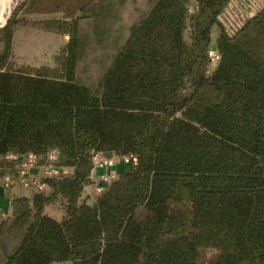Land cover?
<instances>
[{
  "label": "trees",
  "instance_id": "trees-1",
  "mask_svg": "<svg viewBox=\"0 0 264 264\" xmlns=\"http://www.w3.org/2000/svg\"><path fill=\"white\" fill-rule=\"evenodd\" d=\"M124 2L17 8L68 34L54 64L6 63L14 19L0 31V194L20 163L9 152L56 147L73 168L12 197L0 264H201L202 248L216 250L208 264H264V2L235 28L228 0H144L129 21ZM104 44L97 86L81 81L89 46ZM93 151L137 162L88 203ZM56 202L60 218L46 211Z\"/></svg>",
  "mask_w": 264,
  "mask_h": 264
},
{
  "label": "rangeland",
  "instance_id": "rangeland-1",
  "mask_svg": "<svg viewBox=\"0 0 264 264\" xmlns=\"http://www.w3.org/2000/svg\"><path fill=\"white\" fill-rule=\"evenodd\" d=\"M27 0H14L15 3L12 4L11 8L6 14V23H0V31L8 23L10 19H14L13 24V33L11 37V44L9 54L6 56V63H11L14 67H18L25 64L30 65H41V64H54V55L57 53L58 49L67 43L69 36L67 33H62L59 31L51 30L48 27V24L43 23V16L40 13H34L33 11H27L24 8L18 9L23 5ZM122 16L124 21H129L134 19L139 13V9L145 7L144 0H124ZM264 0H228L225 10L222 14V20L227 27L235 28L239 26L248 16L253 14V12L258 9ZM121 7V8H122ZM53 12H50L51 14ZM15 16V17H14ZM88 20H83L82 26L89 28ZM3 24V25H2ZM2 25V26H1ZM217 37V30L213 33V42ZM105 43V41L103 42ZM214 45V44H212ZM90 45L88 48V55H86L85 62L89 61L90 68H87V65L84 64L81 67V72L79 78L81 81L97 86L98 77L100 75L99 71L103 68L102 63L99 61V57H103L104 61L108 59L105 58L107 53L101 54L97 51L107 50V45H98L97 48H91ZM97 49V50H94ZM111 49V48H108ZM6 54L4 49V44L0 41V60L1 55ZM98 56V57H96ZM88 57V60H87ZM214 62V60H213ZM214 66V63H212ZM118 163V161H117ZM120 163V161H119ZM118 163V166L120 165ZM117 166V164H116ZM120 168L123 167L120 165ZM18 169L19 164L10 168L14 179H18ZM9 170V169H8ZM122 172V171H121ZM120 172V173H121ZM1 181V180H0ZM91 180L89 186L87 185L82 192L81 200H85L88 203H92L96 194L99 193L95 190L94 183L91 185ZM21 185V184H20ZM22 186V185H21ZM27 186V185H26ZM26 186H23L27 188ZM17 187H19L17 185ZM93 188V189H92ZM30 189L35 190L33 185L30 186ZM46 211L54 217L60 218L62 215L61 203L56 202L46 206ZM216 255V250L211 248H202L199 255V262L201 264H208ZM53 264H71L70 261L64 262H54Z\"/></svg>",
  "mask_w": 264,
  "mask_h": 264
},
{
  "label": "built area",
  "instance_id": "built-area-1",
  "mask_svg": "<svg viewBox=\"0 0 264 264\" xmlns=\"http://www.w3.org/2000/svg\"><path fill=\"white\" fill-rule=\"evenodd\" d=\"M209 54L212 61L218 60L219 54L216 50H211ZM5 157L20 161L17 171V181L14 179V176L10 174L6 175L2 182L5 188L11 186L12 183H20L23 186L27 185L26 187L33 185L36 190L44 191L48 188L44 178H57L73 172V168L56 163L62 157L60 150L56 147L50 148L45 156L31 152L25 155L9 152ZM43 160L45 161L43 162ZM92 161L93 167L90 173L91 184L94 183L95 190L100 192L104 189L105 184L120 175L118 172L120 165L123 167H126V165H134L137 162V157L135 154L119 156L111 151H93ZM117 161L118 163L120 161L119 166Z\"/></svg>",
  "mask_w": 264,
  "mask_h": 264
},
{
  "label": "crops",
  "instance_id": "crops-1",
  "mask_svg": "<svg viewBox=\"0 0 264 264\" xmlns=\"http://www.w3.org/2000/svg\"><path fill=\"white\" fill-rule=\"evenodd\" d=\"M124 169H125V167H123L121 169L120 166H119L118 167V172L120 173ZM17 185L19 187H17ZM88 186H89V184H88ZM35 190L30 189V187L25 188V187H23V185L21 186L20 183H12L11 189H10V194H8V193L0 194V217L1 216H5L6 214H9L11 212L10 204H11V199H12V197L14 195H20V194L30 195Z\"/></svg>",
  "mask_w": 264,
  "mask_h": 264
},
{
  "label": "bare ground",
  "instance_id": "bare-ground-1",
  "mask_svg": "<svg viewBox=\"0 0 264 264\" xmlns=\"http://www.w3.org/2000/svg\"><path fill=\"white\" fill-rule=\"evenodd\" d=\"M13 3H15L14 0H0V23H3L6 19V14H8V10L11 8Z\"/></svg>",
  "mask_w": 264,
  "mask_h": 264
},
{
  "label": "water",
  "instance_id": "water-1",
  "mask_svg": "<svg viewBox=\"0 0 264 264\" xmlns=\"http://www.w3.org/2000/svg\"><path fill=\"white\" fill-rule=\"evenodd\" d=\"M5 23H6V21H5Z\"/></svg>",
  "mask_w": 264,
  "mask_h": 264
}]
</instances>
